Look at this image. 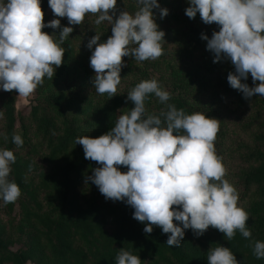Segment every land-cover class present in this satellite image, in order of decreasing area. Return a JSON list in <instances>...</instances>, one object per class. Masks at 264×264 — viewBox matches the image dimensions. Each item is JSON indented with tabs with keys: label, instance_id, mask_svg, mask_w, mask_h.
Here are the masks:
<instances>
[{
	"label": "clouds",
	"instance_id": "9594fccd",
	"mask_svg": "<svg viewBox=\"0 0 264 264\" xmlns=\"http://www.w3.org/2000/svg\"><path fill=\"white\" fill-rule=\"evenodd\" d=\"M55 17L44 22L41 0H0V89L31 95L52 79L63 62L61 46L87 14H95V24L111 25V35L100 41L96 33L87 42L91 49L90 67L94 71L92 87L108 97L117 94L121 81L122 57L137 62L156 60L163 54L165 33L156 23V13L163 19L168 14L158 0H136L133 13L116 15L117 0H47ZM187 17L197 13L205 24L215 23L206 49L213 62L229 60L234 71L227 75L231 88L241 92L245 100L264 96V0H187ZM115 16V18H114ZM67 18L61 26L59 18ZM60 28L59 33L42 31ZM58 34V37H57ZM93 46H95L93 48ZM251 76L253 86L244 82ZM166 105L158 114H147L145 100L149 95ZM169 91L156 77L143 79L128 93L133 104L120 114L108 131L97 137H77L84 158L99 166L92 169L85 184L91 181L106 200L123 201L134 211L132 216L144 223L143 231L151 233L157 226L167 235V245L179 247L185 230L202 235L209 226L231 240L237 231L250 238L246 226L249 218L239 203V193L225 179L226 169L216 153L214 141L218 119L205 113H186L168 103ZM4 116L0 112V119ZM7 140V135L0 133ZM12 142L23 145L20 134ZM16 156L0 147V201L7 205L21 195L18 184L10 179ZM126 171H121V167ZM176 221L177 223H174ZM146 222V223H145ZM253 255L264 258V241L252 243ZM115 264H142L137 254L120 248ZM207 264H239L229 247L218 245L207 250Z\"/></svg>",
	"mask_w": 264,
	"mask_h": 264
},
{
	"label": "trees",
	"instance_id": "16d2710c",
	"mask_svg": "<svg viewBox=\"0 0 264 264\" xmlns=\"http://www.w3.org/2000/svg\"><path fill=\"white\" fill-rule=\"evenodd\" d=\"M158 1L160 6L178 9L169 8L163 19L159 11L153 9L156 23L168 41L184 48L189 39L190 44L198 43L207 50L201 33L210 37L219 26L205 24L199 13L194 18L187 17L184 11L187 0ZM138 7L136 0H117L118 11L125 9L133 13ZM48 8L47 0H41L44 22L50 20L46 13ZM52 17L58 18L53 13ZM59 19L61 26L68 25L66 17ZM95 20L96 15L95 31L91 35L101 33L100 41H104L111 35V28L106 21L97 25ZM79 26L81 31L85 30L82 24ZM71 27L73 32L61 45L65 49L62 64L55 69L52 79L45 78L35 89L37 99L26 116L16 115V91L0 89V112L4 113L0 133L7 135V140L0 136V147L12 150L16 156L9 178L21 190L15 202L5 205L0 201V214L7 217L0 220V264H115L120 248L137 254L142 264H207V250L219 244L229 247L239 264H264V258L257 259L252 251L255 240L264 241V96L245 100L241 92L227 82L228 73L234 71L231 62L214 63L223 92L237 95L242 104L251 105L255 111L246 124L247 129L253 131L249 145L237 151L243 164L237 175L238 184L243 187L241 200L249 214L246 226L251 237L244 238L237 231L227 240L223 233L209 226L199 236L191 229L185 230L181 245L170 247L166 243L168 234L157 226H153L151 233H145L144 223L133 218L134 210L123 201L106 200L91 181L87 182L90 192L81 189L92 169L99 165L84 158L82 146L75 143L77 137L84 136V130H91L95 137L108 131L120 114L133 107L127 93L141 80L154 76L141 68L133 57H122L124 64L117 94L108 97L107 93H97L95 100L89 97L91 95H78L76 88L94 76L89 64L92 50H75L77 27ZM42 31L59 33L60 28L45 27ZM208 53L213 61V54ZM170 74L174 76L171 82L162 75L156 77L171 94L168 103L186 113L198 112L189 104V93L197 85L193 70L178 66ZM244 82L253 86L250 74ZM145 107L147 114H158L166 105L150 94ZM14 133L22 136L21 147L12 142ZM32 138L37 141L33 142ZM121 171H126V167L122 166Z\"/></svg>",
	"mask_w": 264,
	"mask_h": 264
},
{
	"label": "rangeland",
	"instance_id": "374dc122",
	"mask_svg": "<svg viewBox=\"0 0 264 264\" xmlns=\"http://www.w3.org/2000/svg\"><path fill=\"white\" fill-rule=\"evenodd\" d=\"M124 2V0H122ZM159 3V1H158ZM171 11L178 10L173 6L164 5ZM48 19H53L52 11L50 8L46 11ZM116 15L119 11L116 9ZM95 14H87L83 20L82 29L79 25H76V34H78V40L76 41L75 50L78 52L80 48L84 52H89L91 49L87 48L88 40L93 36L92 32L95 31L93 26ZM115 18V16H114ZM107 26L111 28V25ZM85 31V33H84ZM171 34V33H170ZM165 34L162 42L163 54L156 60H145L138 62L141 68L147 70L149 75L159 77L162 75L164 80L171 82L170 71L177 70L178 66L181 68H190L193 70V79L197 85H194L192 91L189 93L190 105L198 112L205 113L207 116L218 119L219 128L214 141L216 153L221 157V162L226 169L225 179L235 186L239 193V203L242 205L243 187L238 184V172L242 168L241 157L238 156V150L249 145L252 130L247 129V122L251 114L255 113L252 106L249 104H242L237 95L225 94L220 88L218 78L216 75V67L214 62L209 58V53L198 43H189V39H186V47L178 46L175 42H169L168 37ZM108 38V37H107ZM188 38V37H187ZM186 48H190L186 50ZM94 74V71L92 72ZM216 75V76H215ZM92 78V77H91ZM91 78L86 79L83 86L77 87L78 95H86L92 99L97 98V92L92 87ZM93 92V93H92ZM37 94L34 91L29 96H22L17 94L15 102L16 115L26 116L30 110V107L35 103ZM264 103V102H262ZM73 112V111H71ZM81 115H79L80 117ZM82 117L81 120H83ZM19 127V121L16 123ZM85 135L93 136L91 130H84ZM32 141H37L32 138ZM81 189H86L90 192V188L87 184L83 183ZM39 198H42L40 195ZM245 203V199H243ZM17 206L15 212H17ZM7 217L4 214H0V220H6Z\"/></svg>",
	"mask_w": 264,
	"mask_h": 264
}]
</instances>
